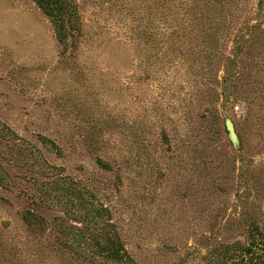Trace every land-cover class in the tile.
<instances>
[{"label": "rangeland", "instance_id": "1", "mask_svg": "<svg viewBox=\"0 0 264 264\" xmlns=\"http://www.w3.org/2000/svg\"><path fill=\"white\" fill-rule=\"evenodd\" d=\"M72 2L61 44L35 0H0V264H91L109 221L137 264H212L264 232V0ZM60 217L85 239L63 246Z\"/></svg>", "mask_w": 264, "mask_h": 264}, {"label": "trees", "instance_id": "2", "mask_svg": "<svg viewBox=\"0 0 264 264\" xmlns=\"http://www.w3.org/2000/svg\"><path fill=\"white\" fill-rule=\"evenodd\" d=\"M43 12L52 20L57 32L58 39L61 44L65 43L67 34H66V25L70 22V25H75L78 20V14L75 9V5L72 0H35ZM77 27V26H76ZM78 29V28H77ZM10 131V130H9ZM44 143H50L51 145L55 144L47 139H43ZM14 146H20L18 142L14 143ZM43 163V164H42ZM41 164H38V175H48V170L61 171L62 168L58 166H51L47 160H42ZM37 165V164H35ZM34 165V166H35ZM103 167L108 168L107 164H101ZM7 171L5 170L3 164L0 163V185L3 187H8L9 185L6 182ZM11 184V182H10ZM39 199H41V204L46 202L50 203V198L47 194L50 193L48 186L44 185L39 186ZM69 191H72L73 194H76L80 198L84 199V193L81 189H76L71 187ZM71 195V194H70ZM47 205V204H46ZM81 206H85L82 204ZM103 210L97 212V210H87L84 213L85 216H80L82 213L80 210L76 214L67 211V215L74 219L77 223H84L88 218L102 217ZM75 213V212H74ZM24 222L29 228L36 229L41 227L44 219L41 216L35 214L31 210H26L22 214ZM66 217L58 218L57 222L61 231V244L65 247H72L70 239L73 240L75 236H80L82 239H85L87 235L86 230L88 226L85 225V228H78L76 225H68ZM260 225L252 224L249 228V233L245 242L237 241L234 244L224 246V250L221 253V256L212 260V264H264V232L260 229ZM86 229V230H85ZM77 230V233L74 232ZM89 239L94 242V244L99 248V251L93 252L90 254H84L82 252L76 253V255L83 259L85 262L94 264L96 262L110 263V264H137L135 259L129 254L125 245L123 244L119 232L116 230L113 223L106 222L103 225H94L92 232L89 234ZM70 237V238H69ZM79 242L78 244H81ZM97 259H100L97 261Z\"/></svg>", "mask_w": 264, "mask_h": 264}, {"label": "water", "instance_id": "3", "mask_svg": "<svg viewBox=\"0 0 264 264\" xmlns=\"http://www.w3.org/2000/svg\"><path fill=\"white\" fill-rule=\"evenodd\" d=\"M227 127H228V130H229V132H230V136H231V139L234 141V142H237V135H236V133H235V130H234V126H233V124H232V122L231 121H228L227 122Z\"/></svg>", "mask_w": 264, "mask_h": 264}]
</instances>
